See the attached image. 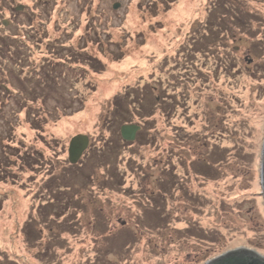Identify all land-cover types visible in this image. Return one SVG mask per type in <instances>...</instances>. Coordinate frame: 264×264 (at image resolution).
Returning a JSON list of instances; mask_svg holds the SVG:
<instances>
[{"label":"rangeland","instance_id":"1","mask_svg":"<svg viewBox=\"0 0 264 264\" xmlns=\"http://www.w3.org/2000/svg\"><path fill=\"white\" fill-rule=\"evenodd\" d=\"M6 1L0 37L27 47L25 64L0 58V135L44 157L0 173V264L264 256V0ZM78 49L104 69L72 63ZM59 58L79 73L30 95L47 89L26 73ZM80 134L91 149L71 165Z\"/></svg>","mask_w":264,"mask_h":264},{"label":"trees","instance_id":"2","mask_svg":"<svg viewBox=\"0 0 264 264\" xmlns=\"http://www.w3.org/2000/svg\"><path fill=\"white\" fill-rule=\"evenodd\" d=\"M6 0H0V11L7 8L6 7ZM27 12V11H26ZM27 14V13H25ZM11 15H17L20 16V12H15L14 8H13V14ZM13 18V17H12ZM29 19V18H28ZM32 18H31V22H32ZM13 23H15V18L12 19V25ZM16 40L12 42H10V40H8L7 37L2 36L0 37V58L3 61L9 62L12 61H20V63L22 62V64H25L26 61V57L21 56L20 55V51L24 49V47H27L25 44H21L20 42H15ZM12 43V44H11ZM19 52H18V51ZM77 53H73V58H71L73 60L72 63H74V61H76L77 64L80 62V64H84V65H89L90 67H92V70L94 72H100L104 69V65L98 61L95 57H93L90 54L81 52L80 49L77 50ZM72 56V55H71ZM23 57V58H22ZM30 57H27V59ZM56 59H49L48 62H44L42 66H39L38 69L37 68H33L32 72H28L26 73L25 77L29 78V79H34V83H38L39 85L42 84L43 89H47V92L44 94V96H41L42 93H36L38 91V88L35 90H31L30 95L38 98V97H43V100H46L48 98V96L51 94V92L55 91V88H60L63 85V76H65V78L67 77V73L71 74H77L79 73V70H75V68L67 66L65 64H62L63 61L64 63L65 60L62 59H58V62H55ZM61 61V62H60ZM27 62L29 63V59L27 60ZM47 66V68H45ZM86 65V66H87ZM45 66V67H44ZM62 66V67H61ZM43 67V68H42ZM61 67V70H59L60 72L57 73L55 68H59ZM63 69V70H62ZM6 80L5 77H3L2 81ZM37 90V91H36ZM53 90V91H52ZM9 90H7V88L3 87L2 88V84L0 83V95L6 96L8 99L10 98H14V96L11 95V92H8ZM22 95V94H21ZM126 96V95H125ZM22 97V96H21ZM127 97V96H126ZM126 97L121 98L117 101H114L113 105H114V111H112V113H117L119 114L120 110H123L124 108L126 109L125 106H127L126 104ZM116 102V103H115ZM20 108H22V105H19ZM25 108V107H24ZM3 110L2 108H0V111ZM118 111V112H116ZM121 116H123L124 114L121 113ZM35 117V115H34ZM36 120H38L37 118H35ZM32 124L37 126L39 128V126H41L39 124V120L35 123ZM12 127V125L10 126L9 124V130ZM6 136H8L10 134L9 133H5ZM9 136L6 138H2V136L0 135V154H1V158H0V173L2 175L4 174H8L7 172L9 171V168L11 169L12 167L16 166V164L19 165V167H24V168H30L32 166H36L38 164V160L41 159V157H44V153L43 151L41 152H37L34 149L30 150V148H27L26 150L22 149V148H18L16 145L12 144V143H7L9 141ZM8 140V141H6ZM6 141V142H5ZM102 147H104L106 145V143H102ZM91 149V146L90 148ZM88 149V151H89ZM11 152L12 155L14 157H7L6 153ZM85 155V153H84ZM83 155V157H84ZM65 187V186H64ZM65 191L63 190V193L66 194L69 191V187H65L64 188ZM67 197V196H64ZM67 203V202H66Z\"/></svg>","mask_w":264,"mask_h":264},{"label":"water","instance_id":"3","mask_svg":"<svg viewBox=\"0 0 264 264\" xmlns=\"http://www.w3.org/2000/svg\"><path fill=\"white\" fill-rule=\"evenodd\" d=\"M120 5L118 3L114 4L113 8L118 9ZM16 11L22 12L25 7L22 5L17 6ZM8 22H4L6 26ZM141 130V126L137 124H125L120 128V134L124 141L134 142L136 140L138 132ZM90 147V138L87 135H77L70 141L68 149V160L71 165H76L79 163L80 159L83 157L84 153ZM263 158L261 166V185H262V195L264 198V144H263ZM206 264H264V256L258 252L249 248H240L236 250H231L222 254L212 260L208 261Z\"/></svg>","mask_w":264,"mask_h":264},{"label":"flooded vegetation","instance_id":"4","mask_svg":"<svg viewBox=\"0 0 264 264\" xmlns=\"http://www.w3.org/2000/svg\"><path fill=\"white\" fill-rule=\"evenodd\" d=\"M49 3V1H46V3ZM14 10H15V12H17L18 13V11H16V9L14 8ZM25 13H26V11H22V12H20V16H22V15H25ZM16 16L17 15H10V18L6 21V22H8V24H11L12 25V17L13 18H16ZM5 22V21H4ZM4 22H3V24H4Z\"/></svg>","mask_w":264,"mask_h":264}]
</instances>
